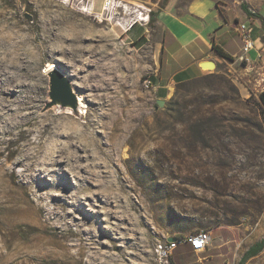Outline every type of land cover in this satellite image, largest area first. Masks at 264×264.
I'll return each mask as SVG.
<instances>
[{
    "label": "rangeland",
    "instance_id": "1",
    "mask_svg": "<svg viewBox=\"0 0 264 264\" xmlns=\"http://www.w3.org/2000/svg\"><path fill=\"white\" fill-rule=\"evenodd\" d=\"M115 1L143 34L104 0H0V264H160L157 241L203 229L234 231L231 261L264 236L262 84L222 68L146 88L165 0ZM50 63L83 115L44 109Z\"/></svg>",
    "mask_w": 264,
    "mask_h": 264
},
{
    "label": "crops",
    "instance_id": "2",
    "mask_svg": "<svg viewBox=\"0 0 264 264\" xmlns=\"http://www.w3.org/2000/svg\"><path fill=\"white\" fill-rule=\"evenodd\" d=\"M242 2L256 16L243 10ZM154 17L160 39L153 89L165 88L169 92L174 83L216 73L222 68L232 70L240 77L247 76L249 81L262 84L264 88V56L258 57V50L264 45V0H165ZM242 22L252 28L254 43L247 53V62L239 59L242 41L237 25ZM135 25L128 29L132 38L145 32L132 34ZM214 46L220 47L228 58L221 56ZM204 61H213L215 68L201 67ZM255 72L259 76L256 77ZM216 232L222 242L209 244L202 252L195 253L188 245L179 246L174 251L177 264H239L249 246L237 254L234 251L230 261L234 231L218 229Z\"/></svg>",
    "mask_w": 264,
    "mask_h": 264
},
{
    "label": "built area",
    "instance_id": "3",
    "mask_svg": "<svg viewBox=\"0 0 264 264\" xmlns=\"http://www.w3.org/2000/svg\"><path fill=\"white\" fill-rule=\"evenodd\" d=\"M121 3L123 7L122 1L115 0H104V6L113 7ZM124 9V7H123ZM125 11V9H124ZM123 22H127V18L122 17ZM148 20V14H146V19L144 23ZM143 24L140 20L132 19L128 21V25L125 30L130 29L135 24ZM264 27V23L262 24ZM239 35L242 41L241 53L239 55V59L241 61H249L248 51L254 47L253 37H252V28L246 23H238L237 25ZM264 56V45L258 50V57ZM144 86L146 88H152L154 83L146 77L144 80ZM174 236L175 238L171 241L167 240V237ZM212 235L211 230L203 229L194 232H188L185 234H167L162 239L157 241L154 245V253L155 257L160 264H169L171 256L173 252L179 247L183 245H188L191 251L198 253L204 251L209 244L211 243Z\"/></svg>",
    "mask_w": 264,
    "mask_h": 264
},
{
    "label": "water",
    "instance_id": "4",
    "mask_svg": "<svg viewBox=\"0 0 264 264\" xmlns=\"http://www.w3.org/2000/svg\"><path fill=\"white\" fill-rule=\"evenodd\" d=\"M201 67L206 69H214L213 61H204ZM48 76V91L46 107L44 109H53L57 112L65 111L76 116L83 115L85 112V104L81 103V95L77 93L73 87L71 79L57 68H52L47 73ZM157 106L162 107L163 99H157ZM156 106V107H157ZM174 236L167 237L168 241L173 240Z\"/></svg>",
    "mask_w": 264,
    "mask_h": 264
},
{
    "label": "bare ground",
    "instance_id": "5",
    "mask_svg": "<svg viewBox=\"0 0 264 264\" xmlns=\"http://www.w3.org/2000/svg\"><path fill=\"white\" fill-rule=\"evenodd\" d=\"M65 1H71V0H65ZM122 4H123V2H122ZM114 6H121V3H119V4H117V5H114ZM123 7H124V9H125V13L127 12L128 13V15L130 14H133L134 15V17H129V19H138V20H141V21H144L145 20V18H144V16L142 17V16H139V14L138 13H135L136 11L138 12V10L136 9V10H133V9H131V11H130V8H129V6L128 5H126V4H123ZM122 7V8H123ZM78 8V10H80V11H82V12H89V13H93V11H92V8H91V6H89V5H86V4H84V3H80L79 4V6L77 7ZM107 8H106V6L104 7V10H106ZM130 11V12H129ZM100 14V13H99ZM142 14V13H141ZM111 19V18H110ZM113 19V18H112ZM117 24H120L119 22L117 23ZM49 68H47V70L48 69H52V68H54V63H50L49 64V66H48ZM0 75H4V73L2 72V74L0 73ZM4 82H2V80H1V82H0V94H4V95H6V94H8L9 93V91H10V87H11V85H12V83L15 81V79H14V77H5L4 79ZM82 103V102H81ZM83 104V103H82ZM84 105V104H83ZM86 105V104H85ZM3 108L1 107L0 108V110H2ZM0 115H1V113H0ZM117 139V138H116ZM119 144L117 145V146H120V141L118 142ZM118 152V147H116V150H115V152H114V154H116Z\"/></svg>",
    "mask_w": 264,
    "mask_h": 264
},
{
    "label": "trees",
    "instance_id": "6",
    "mask_svg": "<svg viewBox=\"0 0 264 264\" xmlns=\"http://www.w3.org/2000/svg\"><path fill=\"white\" fill-rule=\"evenodd\" d=\"M241 7L248 14H250V15L253 14L256 16V13H252L248 10L246 3L242 2ZM153 20H154V17H153ZM214 48L216 49V51L221 56L228 58V55L220 47L214 46ZM257 97H258V100L261 102V104L264 106V89L261 90L257 94ZM263 248H264V236L261 239H259L258 241H255L251 245H249V247L246 249V251L242 254L240 261H239V264H244L248 259H250L251 257L257 255L260 251H262Z\"/></svg>",
    "mask_w": 264,
    "mask_h": 264
}]
</instances>
